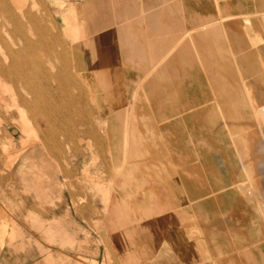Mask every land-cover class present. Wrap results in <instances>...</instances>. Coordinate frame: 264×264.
<instances>
[{
  "label": "rangeland",
  "instance_id": "374dc122",
  "mask_svg": "<svg viewBox=\"0 0 264 264\" xmlns=\"http://www.w3.org/2000/svg\"><path fill=\"white\" fill-rule=\"evenodd\" d=\"M128 1L145 8L132 13L139 41L143 18L163 24L158 57L107 35L109 64L94 68L74 23L95 30L89 4ZM39 10L52 79L35 84L75 102L68 115L38 112L30 89L0 74V264H264V0H41ZM0 23L12 25L1 10ZM180 39L184 58L169 65ZM4 40L0 62L20 41Z\"/></svg>",
  "mask_w": 264,
  "mask_h": 264
},
{
  "label": "bare ground",
  "instance_id": "6f19581e",
  "mask_svg": "<svg viewBox=\"0 0 264 264\" xmlns=\"http://www.w3.org/2000/svg\"><path fill=\"white\" fill-rule=\"evenodd\" d=\"M40 4H41V0H31L29 7L25 8L24 2L22 3L19 0H0V10L3 13H5L7 17L9 18V20L12 22V25L10 27H5V26L0 25V41L2 43H5L7 41V40L6 41L4 40L5 36L8 37L9 40H11L12 37L15 38L16 35H18L19 40H20L19 42L18 41L16 42L17 44L16 49L10 48V46L9 47L6 46L5 47L6 51L2 52L1 62L6 63L5 64L6 67L0 62L1 64L0 74H8L15 80L22 81L30 89V91L34 94L35 98L33 102H34L35 109L38 110V112H41V113L44 112L47 115H50V114H55V113L63 114V112L65 111L66 113L64 115H68L75 101H72L70 100V98H68L64 88L61 85L55 88L48 84L47 86L40 88V87H37V85L35 84L39 80L49 82L52 79V75L44 67V61L39 53V50L43 49L46 43L44 34L49 33L50 31V29L48 30L46 27H43L42 23L38 19V14L40 12L39 10ZM89 7L92 8V12H91L92 20L97 21L99 26L95 25L96 27L95 30H91V24H90L92 23L91 19L89 21V19L85 18L81 23L75 22L73 25V28L77 29L76 27L77 24L78 25L80 24V27L84 29V37L82 38H84V43L86 45L92 46L90 55L93 56L91 63L94 66V68L100 67L104 69V67H107L109 64L108 62L103 61L106 58L104 56L105 55L104 52L110 49L108 42H106L107 35H110L113 37V34H116L118 36L117 41L119 43H121V41L126 37L125 39L126 43L130 45L133 49L140 51V55L143 58L145 57L148 60H154L158 57V48L156 47V41L158 42V38H159L158 36H160L159 32L161 33V31L163 30L161 29V26H163V24L161 25L159 24L160 27L159 28L156 27V31H155L153 27L152 29L148 27L149 26L148 19L143 18V22H142L143 37H142V40L139 41L137 37L136 29L134 27V23H133V21L135 22L136 15L135 13L134 14L132 13L137 12V10H142L144 8L141 3H136L135 1H128V3L124 7H121V8L117 7L115 3H96V4L91 3L89 4ZM16 12H18V14ZM106 17H108V19H106ZM27 23L32 24L34 26V29L36 30V33L38 34V37H39L38 39L33 40V38H30L27 35L24 29V25ZM126 27L127 29H129V31L125 30ZM168 29H171V28L169 27ZM173 31H176V30H173ZM93 34L99 40V43L102 49L98 48L94 44V40H93L94 38H92ZM151 35L153 37H150ZM173 36L169 40L170 42L174 40ZM55 41L61 43L62 40L59 36H57ZM170 42H168V44L164 45L161 48L160 54H165V50L170 45L169 44ZM146 44H152V45L146 46ZM177 44L171 48L168 55H163L165 62L172 66L174 65L173 61L175 59L177 60V59L184 58L182 54L184 52V47H183L184 42L182 41V39H180V42H178ZM46 53L50 55L52 52L50 50H46ZM128 58L132 59L131 55H128ZM156 71L157 69H155L153 73H157ZM151 74L152 72L149 74L148 78L151 77ZM148 80L150 82V79ZM151 89L153 88L151 87ZM129 115L131 114L129 113ZM129 124H128V129H129ZM22 129L25 132L26 137H29V135H31L30 128H28L27 126H24V128ZM89 131L93 135L94 143L101 146L104 142H106V140L103 137L99 136L96 131L94 130H89ZM128 135H129L128 137H130V134ZM51 137L52 136H50L49 138ZM22 142H25V141L22 140ZM92 145H94L93 142L90 139H88L87 146L91 147ZM39 152L40 151H38V154ZM128 163H129V160H128ZM111 213L115 218L122 217L120 212H114L113 210H111ZM170 223L172 222L170 221ZM110 251L111 250H109V253ZM111 255H110V258H111ZM106 257L108 258V255L105 256V258H103L104 260L102 261V264H109V261ZM82 262L86 264V262L84 261ZM95 262L96 261H94L93 264H96ZM113 262L115 263V260Z\"/></svg>",
  "mask_w": 264,
  "mask_h": 264
}]
</instances>
